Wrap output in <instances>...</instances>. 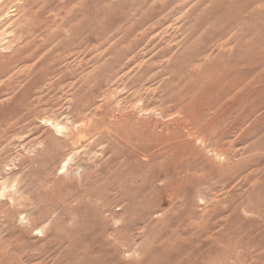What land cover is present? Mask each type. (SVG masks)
<instances>
[{"label": "rangeland", "instance_id": "1", "mask_svg": "<svg viewBox=\"0 0 264 264\" xmlns=\"http://www.w3.org/2000/svg\"><path fill=\"white\" fill-rule=\"evenodd\" d=\"M76 2L0 0V264H93L106 247L110 264H264V108L231 134L260 127L233 181L198 139L172 174L171 152L139 149L186 121L209 137L186 103L217 91L197 94L206 68L264 61V0H95L89 20Z\"/></svg>", "mask_w": 264, "mask_h": 264}, {"label": "bare ground", "instance_id": "2", "mask_svg": "<svg viewBox=\"0 0 264 264\" xmlns=\"http://www.w3.org/2000/svg\"><path fill=\"white\" fill-rule=\"evenodd\" d=\"M58 1H59L60 7L68 4L69 2L77 1L76 6H78L80 13H82V15H81L82 18L83 19L87 18L88 20L90 19V16H91V7H93L96 4L95 0H72V1L71 0H58ZM221 52H222V50L219 51V54ZM263 56L261 55V57H263ZM244 61H246V60H244ZM262 62L264 63V61L262 59H258L255 61L254 60H249V61L247 60L245 63L240 64V65L238 62H234V64L228 65L227 67H223L221 70H216L215 68H212L211 73H210L209 67L206 68L209 70L208 75H207V71H206L207 82L203 83V85L197 90V94L203 95V94H205V92L207 90H213V89L218 87L217 91L212 95L211 98L202 100V103L194 100L192 102H187L186 105L192 109V111L194 112L195 115H197L199 117H203L206 119V122H207L206 127H210V130L208 132V134H209L208 138L203 136L204 130H200L199 127L196 126L195 124H193L192 122L186 121L185 123H182L180 125L179 129H176V131L174 132L175 136L173 138L167 139L163 136H156V137H154V142H155L154 146H151V144L145 148L142 146L141 147L138 146V147H140L139 149H141L140 151L141 152H148V151L154 150L151 154L152 159H153V157H156L160 153H164V152L170 153L171 152V156L173 158V161H172V167L170 168L169 173L172 174V172L177 171V168H179L178 171L182 170L183 167L185 170H187V168L185 167L186 162H188L187 157H190V154H192L193 151L196 154L199 152V149H196L194 147V145H192V142L195 141L196 139H198L203 144L204 150H208L211 153H214L217 157H219L225 161V163L223 165H220L218 167V177H217L218 183L222 184L225 181H233V177L231 175L226 177V176H223V173L226 171H230L231 173H233V172L235 173L239 170L238 164H236L234 161V159L238 158V156H240V153H241V152H239V148L237 149V146L241 142H243V141L245 142L249 137H254L255 135H257L256 133L258 132L259 126L255 127L253 130H251L252 132L248 133V137L240 136L239 138L237 137V139L230 140L232 137L231 134L233 132H237L239 129H241L243 124L248 122L250 120V117H253V115H252L253 110H255V112H256L257 111L256 108L257 109L264 108V82H261V81L255 82L254 87H252L249 82H246L245 80H246L247 76L251 73V70L249 68L246 69V67H248V64L250 67H255L259 63H262ZM205 63H206V60H205ZM218 63H222V61L220 60V61H218ZM202 65H204V63ZM216 68L220 69V66H216ZM210 110H213V111L209 112ZM260 111L262 112L263 109ZM254 115H256V114H254ZM258 116H261V115L258 113L257 117ZM254 119H257V118L254 117ZM254 119H253V121H254ZM259 119H257V120H259ZM249 123H251V121ZM257 124H258V122H257ZM217 125H220L221 128H223V129L218 131L216 128ZM247 127H249V125H247ZM252 127H253V125H252ZM244 129H246V127H244ZM263 130L261 132H264ZM131 132H133V131H131ZM161 132L163 133L162 130H161ZM127 134H129V133H127ZM261 134L264 135V133H261ZM239 135H240V133H239ZM139 136H141V135H139ZM144 138H145V136H144ZM150 139H151V133H150ZM262 139L264 140L263 137H262ZM256 140H257L258 144H255V142H254L253 149H254V147H256L257 150L264 151V142L262 141L263 144L260 145L257 138H256ZM129 144H131V143L129 142ZM243 151H242V153H244V155H245V152H243ZM197 170H198L197 172L201 171V169H197ZM159 172H162V171H159ZM164 172L166 175V171H164ZM188 180H189V178L185 177L184 180L179 183V185L187 186L186 183L188 182ZM167 199L169 200V198H167ZM214 202H216V203L218 202L217 197L214 200ZM149 215H150L149 213H146L144 215V219L147 220L149 218ZM144 219L142 221H144ZM137 223H142V222H137ZM114 238L118 243H120L122 246H124V243L127 242V239L129 238V236L124 237V230L122 229L120 231H116ZM112 248L106 247L104 250H102V249L97 250L98 253L96 254V256L94 258L93 264H110L111 260L109 259V257L117 255V251H115V249H112ZM118 249H119V247H118ZM246 256H248V254H246ZM113 258L114 257H112L111 259H113ZM240 258L241 257L238 256L236 258V260L234 261V264L240 262ZM193 261L197 262L198 258L196 257L195 260H193ZM193 261L191 258L189 260L190 264H192ZM199 263L203 264L202 260H200Z\"/></svg>", "mask_w": 264, "mask_h": 264}]
</instances>
